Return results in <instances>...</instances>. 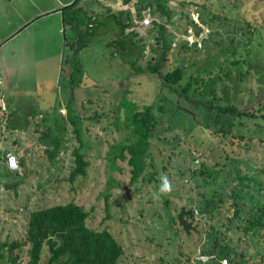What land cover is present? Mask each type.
Here are the masks:
<instances>
[{
    "label": "rangeland",
    "instance_id": "374dc122",
    "mask_svg": "<svg viewBox=\"0 0 264 264\" xmlns=\"http://www.w3.org/2000/svg\"><path fill=\"white\" fill-rule=\"evenodd\" d=\"M134 6L136 19L148 6L145 35L122 34L113 20L128 10L116 11L93 21L94 34L74 59L64 41L72 30L63 22L24 23L3 45L2 52L13 49L21 58L17 73L0 71V153L22 163L0 170V240L23 239L30 209L73 200L88 211L87 226L107 228L119 241L114 264H220L218 251L228 253L229 264H264V254L250 257L253 240L232 231L241 220L229 206L232 199L244 215L252 201L264 203V0ZM128 40L135 46L123 52ZM147 62L161 72L178 66L181 77L166 82ZM153 120L143 166L132 176L130 153L124 147L119 155V147ZM74 148L86 166L69 181ZM163 178L171 184L167 194L159 191ZM182 205L196 208L187 218L197 232L178 225ZM250 212L257 213L255 205ZM213 244L215 258H194ZM26 247L13 263L24 264ZM47 253L43 244L39 263Z\"/></svg>",
    "mask_w": 264,
    "mask_h": 264
},
{
    "label": "trees",
    "instance_id": "16d2710c",
    "mask_svg": "<svg viewBox=\"0 0 264 264\" xmlns=\"http://www.w3.org/2000/svg\"><path fill=\"white\" fill-rule=\"evenodd\" d=\"M126 1L128 0H123V2ZM76 2L77 0H74L73 3L62 7L63 23H69L77 31V35L72 42L67 43L68 50L71 51L70 59H74L75 51L88 42L87 34L90 29V26L87 24L81 26V23L83 22H80L81 19L79 13L82 10L76 5ZM137 14H139V10H137ZM120 28L122 30L124 25H121ZM159 29L160 32L163 31L164 27L162 24H159ZM199 30L200 27L198 26L196 28V33ZM146 68L149 71L158 74L162 77V80L166 82H175L181 77V69L178 66H174L170 70L161 72L157 64H153V62L150 64L147 62ZM237 112L238 114L253 115L249 110H239ZM146 114H149L148 109L142 112V115ZM134 116L138 119H141L142 117L137 113ZM153 125L154 120L148 122L143 128L137 129L136 138L129 143H123L119 147V155H121L120 150L124 147H127L130 153L129 161L132 164V176L137 174L143 166L142 156L144 150L148 147L149 138L153 134V132H151L152 128L149 127H153ZM241 136L242 135L239 134V137ZM79 149H73L74 165L69 170L67 177L69 181H72L76 175L84 174L85 172L86 160ZM18 161L20 164L22 163L20 156ZM0 170L10 171L6 168L4 153H0ZM148 179H151V177ZM12 185L15 184L12 183ZM167 201L165 198L166 203ZM222 203V199L219 198L215 207L220 208ZM253 204L256 206L257 213L250 212L251 207L254 206ZM229 206L232 210L231 216L241 220V223H236L231 227L232 231L236 230L238 232L246 233L257 247L254 252L250 254V257L255 259L257 254L263 255L264 203L258 205L257 202L252 201L251 205L248 207L249 210L246 211L244 215L239 214L240 206H235L232 199L229 201ZM87 215L88 211L84 209L81 204L73 200L56 202L50 205L30 209L23 232V239L13 241L0 240V259L5 258V261L3 263L0 262V264H15L13 263L15 258L22 253L23 246L26 244L27 247L25 248V251L27 253V259L24 264H42L39 263V255L43 244L46 245L48 251L45 264H114L122 253L119 241L107 228L103 227L101 229H95L87 226L85 223ZM187 216L188 218L191 217V211L186 217ZM216 241L217 240H215V242ZM15 246L18 247V251L15 255H12L11 250ZM214 247L213 244V247L199 249V251L207 253L213 252ZM260 248H262V250ZM220 252L221 253L218 251L219 258L227 257L228 253L226 251ZM232 260L233 259H231V261Z\"/></svg>",
    "mask_w": 264,
    "mask_h": 264
},
{
    "label": "crops",
    "instance_id": "0c3cea01",
    "mask_svg": "<svg viewBox=\"0 0 264 264\" xmlns=\"http://www.w3.org/2000/svg\"><path fill=\"white\" fill-rule=\"evenodd\" d=\"M73 1L74 0H0V71L2 75L8 76L9 74H15L17 73L16 69L20 67L17 60H19L21 56H18L13 49L6 50V52L1 51L3 45L8 43V41L16 35L17 28H20L24 23L29 25L31 22L62 23V7L73 3ZM134 1L136 2V0H128L126 2H123V0H77L76 5L86 13L88 18L85 22L81 23V26H83V24L90 26L87 37L91 36V33L94 34L92 28L96 22L93 21H97V19L101 21L99 17H111V14L114 12H122L124 10H128L129 15L125 14L123 20H113V22L120 23V26L124 25L121 33H125L126 35L131 33V37H137V34L145 35V28L148 27L150 23L147 26H141L138 24V21L143 14L148 13L149 15L148 6L140 8L142 12L141 17L136 19L137 9L134 6ZM80 22H82V19ZM98 23L100 24V22ZM63 24L72 30L68 41H66L64 37L65 44H67L72 42L77 35V31L69 23ZM100 25L105 26L102 30L108 27L104 24ZM114 25H116V23H114ZM197 25L203 27L202 23L198 22ZM55 30L58 32L59 27L55 28ZM88 42H90V40H88ZM133 42L132 40H128L127 44L121 48L122 51H132L135 46H132ZM141 50H143V47L140 48V52ZM24 58L28 57L25 56ZM5 108L6 105L1 103V109L5 110Z\"/></svg>",
    "mask_w": 264,
    "mask_h": 264
},
{
    "label": "built area",
    "instance_id": "2783aa9c",
    "mask_svg": "<svg viewBox=\"0 0 264 264\" xmlns=\"http://www.w3.org/2000/svg\"><path fill=\"white\" fill-rule=\"evenodd\" d=\"M149 23H150V17L148 13L143 14L142 17L138 21V24L141 26H147L149 25ZM4 162H5L6 168L10 171H16L19 167L16 156L14 155V153L10 151L4 152ZM13 162H15V166H13ZM191 213L194 215L196 213V208H191ZM215 257L216 256L214 255L213 252L207 253V252H201L199 250L194 255V258L201 262H204L209 259H213ZM218 260L220 264H229L225 257H222L221 259L219 258Z\"/></svg>",
    "mask_w": 264,
    "mask_h": 264
},
{
    "label": "water",
    "instance_id": "95a60500",
    "mask_svg": "<svg viewBox=\"0 0 264 264\" xmlns=\"http://www.w3.org/2000/svg\"><path fill=\"white\" fill-rule=\"evenodd\" d=\"M190 213V209H186L183 205L179 208V210L176 212L175 219L180 225V227L187 233L189 229L195 230L197 232V229L195 228V225L192 224L191 220H189L186 215Z\"/></svg>",
    "mask_w": 264,
    "mask_h": 264
},
{
    "label": "clouds",
    "instance_id": "9594fccd",
    "mask_svg": "<svg viewBox=\"0 0 264 264\" xmlns=\"http://www.w3.org/2000/svg\"><path fill=\"white\" fill-rule=\"evenodd\" d=\"M13 166H15V162H13ZM171 184L170 182L167 180V178H163V183L162 186L160 187V193L161 194H167L171 191Z\"/></svg>",
    "mask_w": 264,
    "mask_h": 264
}]
</instances>
